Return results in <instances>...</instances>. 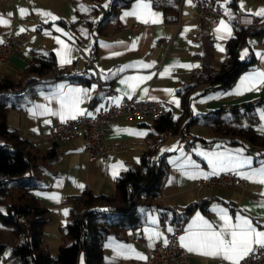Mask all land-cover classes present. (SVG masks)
<instances>
[{"label":"crops","instance_id":"obj_1","mask_svg":"<svg viewBox=\"0 0 264 264\" xmlns=\"http://www.w3.org/2000/svg\"><path fill=\"white\" fill-rule=\"evenodd\" d=\"M114 2L116 0H109L104 7L101 2L96 4V0H0V20L8 21L7 24L0 23V43L11 33L23 32L21 29L31 32L26 46L10 56L1 68L5 81L10 83L6 89L19 94L0 96V105L6 108L5 119H0V138L12 133L31 142L30 151L36 162L29 176L33 193L46 210L45 224L56 221L61 226L62 221H67L71 217L73 205L69 200L72 197L87 193L115 195L117 179L129 169L140 170L141 156L156 145L155 156L163 161L166 169L160 195L156 198V203L162 207H143L140 210L143 221L136 227L115 226L102 246L101 264H137L143 260L138 257H146L155 243L165 244L164 227L169 231L182 228L185 236L189 230H197L193 225L197 217L220 231L223 224L221 208L232 217L233 223L237 215L244 216L258 230L264 231V207L260 206L264 203V185L244 178V174L252 169L264 166V148L255 153L248 152L245 145L249 142L239 133L225 134L202 123L195 124L188 133L195 146L186 154L182 134H170L158 140L162 132H158L155 121L117 118L109 124L107 142L127 144L129 150L89 161L84 150L85 130L81 129L72 141L56 142L55 153L50 157L55 142L41 126L62 120L50 112L39 113L45 109L61 111V99L71 94L70 89L83 90L79 93L81 102L77 107L84 114H96L100 109L118 103L125 95L139 101H161L164 113L177 118L183 109L181 92L184 88L202 82L208 70L220 69L229 56L228 43L235 34L237 11L253 15L264 9V0L224 1L231 16L226 13L222 20L229 24L232 32L230 37L222 39L224 33L217 32L221 21L210 25L194 23L196 7L192 0L190 3L188 0H150L151 10L160 14L161 22L147 24L142 22L146 17L124 16L125 12L133 10L137 0H117L112 8ZM21 10L26 11L21 14ZM43 13H51V16ZM52 16L58 19L53 20ZM254 16L258 26L264 16ZM260 30L258 28L240 50V59L244 61L250 55L255 57L254 69L242 71L223 87L200 83L193 93L194 114L205 115L224 106L258 100L264 95V85L251 91L240 86L244 77L264 71V32ZM65 45L70 49L68 63L61 62ZM36 57L53 58L55 67L48 73L27 74V68ZM90 73H96L109 83L117 94L110 96L100 92L90 81L71 79ZM136 77L149 78L136 80ZM37 81L42 84L34 83ZM251 113L255 116L254 129L264 135V107L253 109ZM230 116V112L223 113L221 122ZM68 119L71 118L65 120ZM46 120L50 123H45ZM208 120L213 121V118ZM245 158L251 159V165L236 168L235 163ZM210 160L223 163L214 166ZM118 163L123 167L114 177L113 166ZM227 171L246 181L245 191L213 188L197 192L194 189L195 179ZM191 204L196 208L180 220L183 221L181 225L173 223V218L182 219L183 210ZM190 225H193L191 229ZM71 243L67 238L62 246ZM122 245L130 246V250L121 249ZM258 248L253 245L252 252ZM189 254L191 264H229L217 257L197 252Z\"/></svg>","mask_w":264,"mask_h":264},{"label":"trees","instance_id":"obj_2","mask_svg":"<svg viewBox=\"0 0 264 264\" xmlns=\"http://www.w3.org/2000/svg\"><path fill=\"white\" fill-rule=\"evenodd\" d=\"M117 4L114 2L112 8ZM99 22V21H98ZM235 34L228 43L229 56L218 70H208L202 82L211 86L223 87L232 82L242 71L254 69L255 57L248 60L240 59V50L248 38L264 32V18L258 26L241 28L234 24ZM209 53V52H208ZM207 53V54H208ZM55 67L53 58L36 57L27 68V74L48 73ZM200 83H194L181 92L182 112L173 118L165 112L155 120L158 132L168 131L171 135L188 134L189 128L195 124H204L216 132L225 134L239 133L248 140L245 145L250 153L264 148V135L256 132L253 127L252 110L264 107V95L258 100L242 104L224 106L219 110L208 112L205 115H196L193 112V93ZM10 87L5 81L0 89ZM230 112L231 116L221 122V115ZM6 108L0 105V119L4 120ZM213 118V121H209ZM0 142V222L18 226L17 243L12 251V264H101L102 246L115 226L133 228L143 221L140 210L145 207L161 208L156 203L160 195L162 178L165 174V165L158 159L155 146L141 156L140 170L129 169L117 179L116 193L113 196L94 195L87 193L72 197V222L68 227L67 238L72 243L61 246L59 256L52 260L43 247L45 208L33 193V182L29 176L36 157L30 151L31 142L12 133L1 136ZM58 143L51 146L53 157ZM264 155V152L262 153ZM15 200L19 203L15 205ZM196 208L195 204L186 207L181 217L173 218L172 222L181 225L185 218ZM180 217V218H181ZM4 249L5 244L1 243ZM9 259V260H10Z\"/></svg>","mask_w":264,"mask_h":264},{"label":"built area","instance_id":"obj_3","mask_svg":"<svg viewBox=\"0 0 264 264\" xmlns=\"http://www.w3.org/2000/svg\"><path fill=\"white\" fill-rule=\"evenodd\" d=\"M10 2L13 0H3ZM196 11L193 21L197 25L217 24L226 17L225 0H192ZM236 23L241 28H247L258 23L252 14L237 11ZM31 32L25 30L21 33H11L0 43V82L5 81V75L1 68L7 63L10 56L20 52L27 44ZM163 44V43H162ZM71 79L80 81H90L97 86V89L110 96L117 92L104 82L96 73L89 76H72ZM42 84V82H34ZM16 96L19 92L10 89H0L2 95ZM164 113V104L161 101L147 100L139 101L136 98L122 96L118 103L107 108L100 109L96 114L77 115L75 119H68L55 124L42 125V129L48 130L49 138L54 142L67 143L77 137L81 129L85 130L86 143L85 152L89 161L106 158L112 153L125 152L129 146L124 143H108L109 124L117 118H125L140 122L155 121ZM170 136L168 131L162 132L158 140ZM186 154L192 152L194 141L189 134L182 135ZM193 187L197 192L211 190L213 188H228L238 191L246 190V181L232 171L210 175L207 178H197L193 181ZM163 231L167 238V243L157 242L146 254V259L137 264H191V255L186 248L181 246L183 229L176 228L169 231L166 227ZM240 264H264V247L251 252L240 261Z\"/></svg>","mask_w":264,"mask_h":264},{"label":"snow or ice","instance_id":"obj_4","mask_svg":"<svg viewBox=\"0 0 264 264\" xmlns=\"http://www.w3.org/2000/svg\"><path fill=\"white\" fill-rule=\"evenodd\" d=\"M188 2L190 3L191 0H188ZM225 3H227V0H225ZM24 11L26 10H21V14H23ZM227 14L231 16L230 13ZM43 15L51 16V13H43ZM130 15L136 16L138 19L146 17L142 20V22L146 24L161 22L159 19L160 14L151 10L150 0H148V2H146V0H137V4L134 6L133 10L124 13L125 17ZM253 15L264 16V9L253 13ZM52 19L56 20L58 18L52 16ZM0 23L7 24L8 21L0 20ZM57 30L60 31V29ZM21 31H24V29H21ZM217 32L224 33V35L221 36L223 39L231 36L232 29L228 23L221 20ZM57 42L63 44L59 39H57ZM64 47L65 51L61 56V62L68 63L70 62V49H68L66 45ZM220 50L223 51V48L221 47ZM241 58H243V55ZM144 67H149V65H144ZM147 78L149 77H136L135 79L143 80ZM258 85H264V71H259L253 75L244 77L240 86L245 91H251L257 89ZM69 91L71 94L61 99V111L55 112L51 111V109H45L39 114L43 115L50 112L51 115H59L62 121L66 118L75 119L76 115H83V111L77 107L81 102L79 93L83 90L70 89ZM32 114L35 115L36 113L33 112ZM45 123H50V121L46 120ZM210 163H214V166H218L219 164H222L223 161L213 162L210 160ZM245 165H251L250 158H245L243 161H237L235 163L236 168H241ZM122 167V163L113 166L114 177L118 175V170ZM205 178H207V176H205ZM244 178L251 179L253 182L264 185V166L252 169L249 173L244 174ZM81 187L83 186L81 185ZM262 195H264V193H262ZM52 198L56 199L57 197ZM260 206L264 207V203ZM219 213L220 219L223 221L220 231L215 230L208 221L197 217V220L193 222V225L196 226L197 230H189L185 236H182L181 246L186 248L189 252H197L205 256L217 257L228 261L229 264H240V261L254 250L253 245L264 247V231L258 230L249 218L237 215L235 217V223H233L232 217L228 215L225 209H219ZM65 214H67V210H65ZM193 225H190V229ZM165 243H167V241H165ZM120 247L121 249L127 248L130 250V246L122 245ZM121 254L123 253L121 252ZM138 258L146 259V257L143 256H139Z\"/></svg>","mask_w":264,"mask_h":264},{"label":"rangeland","instance_id":"obj_5","mask_svg":"<svg viewBox=\"0 0 264 264\" xmlns=\"http://www.w3.org/2000/svg\"><path fill=\"white\" fill-rule=\"evenodd\" d=\"M96 1V4L101 2L100 5L104 7L109 4V0ZM87 15L90 16L91 13H87ZM137 167H139V165H137ZM18 203L19 201L15 200V205ZM45 217H48V215ZM67 221H62L63 224L61 226H58L57 223H55L56 221L47 222L44 226L43 247L46 249L52 260H55L59 256L60 248L67 239L68 227L72 222L71 217H69ZM17 231V225L0 222V245L1 243L5 244L4 249L0 246V264H12L10 258L12 257L11 255L15 244L17 243ZM83 263L84 257L81 256V264Z\"/></svg>","mask_w":264,"mask_h":264}]
</instances>
